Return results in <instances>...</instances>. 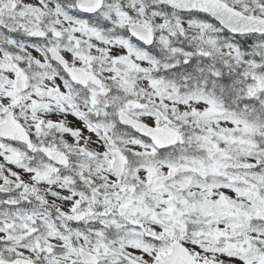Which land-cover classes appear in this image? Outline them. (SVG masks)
<instances>
[{"label": "snow or ice", "instance_id": "1", "mask_svg": "<svg viewBox=\"0 0 264 264\" xmlns=\"http://www.w3.org/2000/svg\"><path fill=\"white\" fill-rule=\"evenodd\" d=\"M0 264H264V0H0Z\"/></svg>", "mask_w": 264, "mask_h": 264}]
</instances>
